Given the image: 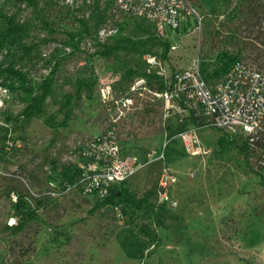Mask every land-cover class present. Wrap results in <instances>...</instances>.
Returning a JSON list of instances; mask_svg holds the SVG:
<instances>
[{
    "label": "rangeland",
    "instance_id": "rangeland-1",
    "mask_svg": "<svg viewBox=\"0 0 264 264\" xmlns=\"http://www.w3.org/2000/svg\"><path fill=\"white\" fill-rule=\"evenodd\" d=\"M112 2L0 0V264H264V131L251 144L243 133L198 128L188 149L176 132L192 123L163 118L148 92L117 131L122 149L141 158L164 150L177 176L170 200L157 192L159 159L106 195L48 196L50 179L60 185L74 171L80 141L110 123L101 86L121 94L143 76L157 88L147 55L168 72L196 61L209 81L237 58L264 70V0H192L201 24L165 38L116 19ZM82 65L94 82L70 99ZM25 182L38 195L14 202L10 192Z\"/></svg>",
    "mask_w": 264,
    "mask_h": 264
},
{
    "label": "built area",
    "instance_id": "built-area-1",
    "mask_svg": "<svg viewBox=\"0 0 264 264\" xmlns=\"http://www.w3.org/2000/svg\"><path fill=\"white\" fill-rule=\"evenodd\" d=\"M110 12L120 21L150 25L158 38H165L167 30L179 37L183 27L191 24L197 28L202 22V14L192 0H113ZM177 46V42L169 43L170 49ZM145 62L148 71L152 68L157 74V88H151L143 76L135 77L121 94H115L110 85L101 86V99L109 111L110 123L102 132L80 141L74 171L60 185L50 179L48 196L71 191L103 196L113 185L129 179L144 162L159 159L163 163L157 192L160 200H170V187L177 176L164 162V150L157 154L147 152L141 158L122 149L117 131L119 121L133 109L136 95L145 92L150 93L152 100H161L163 118L173 116L179 126L187 121L192 123V127L176 132L188 149V141L196 140L195 130L206 127L230 134L243 133L251 144L257 142L264 131V70L237 58L229 63L221 78L209 81L196 61L169 72L156 55H147ZM167 143L164 141V148ZM258 167L264 181V150L260 152ZM9 195L14 202L24 204L38 193L25 182L22 193L12 190ZM13 223L14 217L10 216L7 224Z\"/></svg>",
    "mask_w": 264,
    "mask_h": 264
},
{
    "label": "trees",
    "instance_id": "trees-1",
    "mask_svg": "<svg viewBox=\"0 0 264 264\" xmlns=\"http://www.w3.org/2000/svg\"><path fill=\"white\" fill-rule=\"evenodd\" d=\"M10 39L11 38L8 37V35H5L4 39H3V45L8 46L7 54L11 52L10 50L12 48L13 39H11L12 42L9 43ZM87 72L88 71H87L85 65H82V66L77 68L76 76H75L76 92L69 97L70 99L73 98L74 96L79 95L80 93H82L86 89V87L88 85H91L94 82L90 77H86ZM46 92L47 91H45V93ZM44 96H45V94L43 93L42 98H44ZM114 194L112 192L110 194V197H108V199H106V201L107 200H111L114 197Z\"/></svg>",
    "mask_w": 264,
    "mask_h": 264
}]
</instances>
